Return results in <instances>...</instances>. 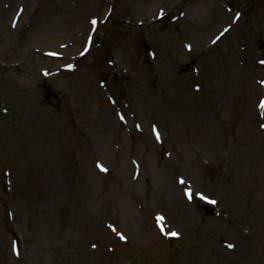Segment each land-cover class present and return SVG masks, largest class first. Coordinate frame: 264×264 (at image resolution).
Masks as SVG:
<instances>
[{
	"label": "rangeland",
	"instance_id": "rangeland-1",
	"mask_svg": "<svg viewBox=\"0 0 264 264\" xmlns=\"http://www.w3.org/2000/svg\"><path fill=\"white\" fill-rule=\"evenodd\" d=\"M262 104L264 0H0V264H264Z\"/></svg>",
	"mask_w": 264,
	"mask_h": 264
},
{
	"label": "bare ground",
	"instance_id": "bare-ground-1",
	"mask_svg": "<svg viewBox=\"0 0 264 264\" xmlns=\"http://www.w3.org/2000/svg\"><path fill=\"white\" fill-rule=\"evenodd\" d=\"M224 16H226V15H224ZM235 58H236V56L233 54V59L232 60H234ZM1 119H4V115H3L2 111H0V120ZM8 120L11 121V119H8ZM179 189L181 190V192L183 191V187L180 186Z\"/></svg>",
	"mask_w": 264,
	"mask_h": 264
},
{
	"label": "snow or ice",
	"instance_id": "snow-or-ice-1",
	"mask_svg": "<svg viewBox=\"0 0 264 264\" xmlns=\"http://www.w3.org/2000/svg\"><path fill=\"white\" fill-rule=\"evenodd\" d=\"M93 23H95V21H93ZM261 107H264V104H262ZM189 195H191V194L189 193ZM201 198L203 199V197H201ZM173 235H175V234H173Z\"/></svg>",
	"mask_w": 264,
	"mask_h": 264
},
{
	"label": "water",
	"instance_id": "water-1",
	"mask_svg": "<svg viewBox=\"0 0 264 264\" xmlns=\"http://www.w3.org/2000/svg\"><path fill=\"white\" fill-rule=\"evenodd\" d=\"M211 214H213V213H211Z\"/></svg>",
	"mask_w": 264,
	"mask_h": 264
}]
</instances>
